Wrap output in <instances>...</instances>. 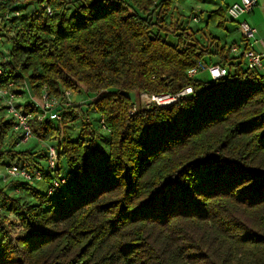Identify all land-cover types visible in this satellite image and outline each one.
<instances>
[{"label":"trees","instance_id":"obj_1","mask_svg":"<svg viewBox=\"0 0 264 264\" xmlns=\"http://www.w3.org/2000/svg\"><path fill=\"white\" fill-rule=\"evenodd\" d=\"M73 1L0 0L2 15L24 11L0 21V85L24 83L33 97L46 91L63 103L61 120L31 121L35 139L56 141L55 170L49 149H13L44 178L11 181L35 202L0 187V264H264V76L234 44L198 37L224 27L228 8L207 14L204 27H175L171 41L153 28L179 0H76L70 10ZM199 63L228 74L191 77ZM187 87L193 93L171 105L131 113L134 95ZM68 91L89 101L69 103ZM5 111L0 147L20 145ZM55 176L67 182L50 195Z\"/></svg>","mask_w":264,"mask_h":264},{"label":"built area","instance_id":"obj_2","mask_svg":"<svg viewBox=\"0 0 264 264\" xmlns=\"http://www.w3.org/2000/svg\"><path fill=\"white\" fill-rule=\"evenodd\" d=\"M257 3V0H240L238 2H234L228 7V15L231 19L237 21L243 38L241 44H234L231 46L232 52L235 55H243L249 69L261 71L264 69V53L255 48V44L258 41L256 38L257 30L249 22L242 20V16L249 13L257 5ZM22 13H24V11L16 10L13 13L7 12L5 15L0 14V21L3 19L8 20L10 19V16L20 15ZM2 42L3 36L0 32V62L2 60ZM4 72L5 69L0 68V75H3ZM200 73H207L213 81H217L228 74V69L218 64L207 65L206 63H199L198 67L189 70V75L191 77L199 75ZM16 87L17 86L13 82H10L8 87H2L0 85V100L6 108L5 117L7 119H12L15 122L14 130L21 133L20 143H26L34 138L31 121L37 120L41 123L48 117L50 120H61L62 114L58 109L63 105V103L57 97L49 96V94L44 91L41 99H38V101L37 99H33L35 104L38 105L40 111L32 113L20 104L19 97L21 96V93L18 92L19 90H15ZM69 92L70 91L66 94H70ZM192 93V87H187L174 95L169 93L149 94L141 92L139 93L140 98L142 96L139 102L140 104L138 106L137 104H134L135 106L131 113L134 114L140 109H147L151 106H168ZM69 103H71V100ZM101 124L103 125V128L106 129L104 119H101ZM48 151L49 158L47 163L50 169L55 170L57 168L58 157L56 149L51 146ZM5 173L9 179L22 180L30 184H36L44 178V174L41 169L37 167H29L28 164L23 161H17L6 165ZM66 182L67 180L65 177L55 176L48 187V193L52 195Z\"/></svg>","mask_w":264,"mask_h":264},{"label":"rangeland","instance_id":"obj_3","mask_svg":"<svg viewBox=\"0 0 264 264\" xmlns=\"http://www.w3.org/2000/svg\"><path fill=\"white\" fill-rule=\"evenodd\" d=\"M75 1L76 0L73 1L72 3L73 6L71 5L70 10L73 7H76L74 4ZM200 6H201V2L197 0H179L178 2H176V4H174L169 14V18L167 19L166 26L157 24L153 28V33L166 35L169 40L176 41L174 34L179 33L180 31H177L175 27H180V28L182 27L185 29H188L189 27H191L192 29H198L199 27H204V24L202 23H205V22L202 19L208 14L209 11L204 9L205 8L204 6H201V8ZM202 7L204 11L202 10ZM194 17H197L198 20L201 19V21L197 23L198 21H195ZM167 29L168 31L165 32L164 30H167ZM201 29H202L201 34H198V37H200L202 43L204 44L208 43L209 33L212 32L214 34H219V29L214 28L212 25L209 28H201ZM199 76L204 80L210 79L207 73H200ZM18 87L22 89V90H19L18 92L21 93V96L19 97V102L23 107L29 102L35 103L33 99H37V98L33 97L32 92L30 91L28 85H24V83H20ZM69 93L70 94H66V97H67L66 99L68 102H70L71 100L72 103L85 104L86 102L89 101L88 100L89 98L86 96L85 92L75 93L73 91H70ZM141 98L139 94L134 95V100L136 102L135 104H137V106L140 104L139 102ZM0 105H3L1 100H0ZM35 105L38 107L37 104ZM81 125L82 123L79 122V120L68 122V127H69L68 130L72 137H76L78 135V133L80 132L82 128ZM55 142H56L55 139L47 140V141H40L38 139L33 138L26 143H20V145H17L18 140L14 144H12L9 141V139H6L3 146L0 147V150L3 151L1 152L3 156L0 159V187L4 188V191L11 196H14V197L21 196L23 200H30L32 202H35L36 200L34 198H31L29 193H25V192L16 193L15 187H17L18 184L16 185L14 182H11L14 179L7 178L4 166L10 163H15L17 161L18 162L22 161V160H18V157L16 154H13L14 151L16 150H20V151L27 150L30 153L33 152L34 153L33 155H37L41 157L49 149V147L55 144ZM14 148L16 150H13ZM9 217L13 218V215H9Z\"/></svg>","mask_w":264,"mask_h":264},{"label":"crops","instance_id":"obj_4","mask_svg":"<svg viewBox=\"0 0 264 264\" xmlns=\"http://www.w3.org/2000/svg\"><path fill=\"white\" fill-rule=\"evenodd\" d=\"M240 0H202L201 6H204L208 12V14L219 7L228 8L232 3L238 2ZM257 5L247 14L242 16V20H246L252 26H254L257 30L256 38L257 42L255 44V48L258 51L264 53V0H257ZM200 6V8H201ZM198 7V6H197ZM212 8V9H211ZM203 7L202 10L204 11ZM226 22L225 26L219 29L218 35L223 42L227 44H240L242 40V36L240 30L238 28L237 21H234L228 17V12H226ZM215 28V27H214ZM236 35V36H235ZM264 76V69L260 71Z\"/></svg>","mask_w":264,"mask_h":264}]
</instances>
